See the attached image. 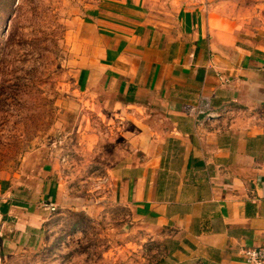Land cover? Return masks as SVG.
<instances>
[{"label": "crops", "instance_id": "obj_1", "mask_svg": "<svg viewBox=\"0 0 264 264\" xmlns=\"http://www.w3.org/2000/svg\"><path fill=\"white\" fill-rule=\"evenodd\" d=\"M107 1L77 23L76 83L123 116L119 203L158 244L156 264H244L241 250L264 245V0L255 27L217 39L201 0ZM23 195L0 201L2 247L40 234L38 195Z\"/></svg>", "mask_w": 264, "mask_h": 264}, {"label": "rangeland", "instance_id": "obj_2", "mask_svg": "<svg viewBox=\"0 0 264 264\" xmlns=\"http://www.w3.org/2000/svg\"><path fill=\"white\" fill-rule=\"evenodd\" d=\"M106 2L0 0V201L31 188L42 216L35 240L0 245V264H156L158 244L129 219L109 174L128 150L116 98L76 83L77 23ZM251 3L200 1L215 39L255 27Z\"/></svg>", "mask_w": 264, "mask_h": 264}, {"label": "built area", "instance_id": "obj_3", "mask_svg": "<svg viewBox=\"0 0 264 264\" xmlns=\"http://www.w3.org/2000/svg\"><path fill=\"white\" fill-rule=\"evenodd\" d=\"M208 110L207 100H202L196 109L191 110L197 114H204ZM46 210H53L51 203H44L42 205ZM241 255L243 258L244 264H264V245L256 248H249L241 250Z\"/></svg>", "mask_w": 264, "mask_h": 264}, {"label": "trees", "instance_id": "obj_4", "mask_svg": "<svg viewBox=\"0 0 264 264\" xmlns=\"http://www.w3.org/2000/svg\"><path fill=\"white\" fill-rule=\"evenodd\" d=\"M7 207H8L7 204H1L0 205V214L3 217H5V215H6Z\"/></svg>", "mask_w": 264, "mask_h": 264}]
</instances>
